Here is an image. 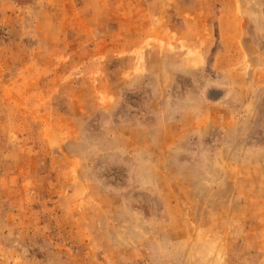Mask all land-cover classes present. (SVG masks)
<instances>
[{
	"label": "rangeland",
	"instance_id": "rangeland-1",
	"mask_svg": "<svg viewBox=\"0 0 264 264\" xmlns=\"http://www.w3.org/2000/svg\"><path fill=\"white\" fill-rule=\"evenodd\" d=\"M0 264H264V0H0Z\"/></svg>",
	"mask_w": 264,
	"mask_h": 264
}]
</instances>
